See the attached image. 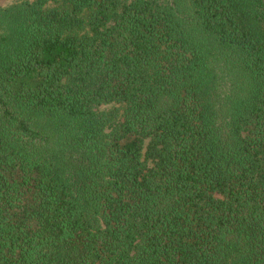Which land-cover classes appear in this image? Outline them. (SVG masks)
Instances as JSON below:
<instances>
[{"label":"trees","instance_id":"trees-1","mask_svg":"<svg viewBox=\"0 0 264 264\" xmlns=\"http://www.w3.org/2000/svg\"><path fill=\"white\" fill-rule=\"evenodd\" d=\"M0 264H264V0L0 5Z\"/></svg>","mask_w":264,"mask_h":264},{"label":"rangeland","instance_id":"rangeland-1","mask_svg":"<svg viewBox=\"0 0 264 264\" xmlns=\"http://www.w3.org/2000/svg\"><path fill=\"white\" fill-rule=\"evenodd\" d=\"M11 2V0H0V5L5 6L8 5Z\"/></svg>","mask_w":264,"mask_h":264}]
</instances>
